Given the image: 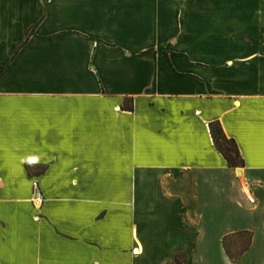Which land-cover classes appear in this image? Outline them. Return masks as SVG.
Returning a JSON list of instances; mask_svg holds the SVG:
<instances>
[{
    "label": "crops",
    "instance_id": "crops-1",
    "mask_svg": "<svg viewBox=\"0 0 264 264\" xmlns=\"http://www.w3.org/2000/svg\"><path fill=\"white\" fill-rule=\"evenodd\" d=\"M0 67V264H197L264 232V0H0Z\"/></svg>",
    "mask_w": 264,
    "mask_h": 264
},
{
    "label": "rangeland",
    "instance_id": "rangeland-1",
    "mask_svg": "<svg viewBox=\"0 0 264 264\" xmlns=\"http://www.w3.org/2000/svg\"><path fill=\"white\" fill-rule=\"evenodd\" d=\"M264 232L257 233V237L253 242V246L250 245L248 249L241 255L237 254L242 247V241L245 240V235H240V242L229 243L231 245L230 254L228 255L221 242L216 239L208 247L201 248L202 256L199 258L197 264H264ZM231 239H235L232 237ZM229 239V240H231ZM240 240V239H239ZM252 244V243H251ZM134 250V249H133ZM141 251V249H140ZM178 263L185 264L187 255L178 253L176 255ZM175 263H177L175 261Z\"/></svg>",
    "mask_w": 264,
    "mask_h": 264
},
{
    "label": "trees",
    "instance_id": "trees-1",
    "mask_svg": "<svg viewBox=\"0 0 264 264\" xmlns=\"http://www.w3.org/2000/svg\"><path fill=\"white\" fill-rule=\"evenodd\" d=\"M1 70V67H0ZM208 127H209V132L211 135V138L213 140V144L216 147V149L223 155V157L225 158L227 165L229 167H242L244 165L243 162V158L241 157L239 150L237 148V145L234 141V139L232 138H228L221 126L220 123L218 121H211L208 123ZM242 235H245V240L242 241V247L240 248L239 252L237 254H242L243 252H245L248 247L251 244V238H252V233L250 231L247 230H243V231H237V232H230V233H226L225 235H223L222 239H221V243L222 246L225 250V252L228 255L230 254V247L229 243L232 242H240L241 243V237ZM232 237H235V239H231ZM231 239V240H229ZM240 239V240H239ZM175 261L179 262L177 260V257H175Z\"/></svg>",
    "mask_w": 264,
    "mask_h": 264
},
{
    "label": "built area",
    "instance_id": "built-area-1",
    "mask_svg": "<svg viewBox=\"0 0 264 264\" xmlns=\"http://www.w3.org/2000/svg\"><path fill=\"white\" fill-rule=\"evenodd\" d=\"M32 184H33V187L37 188V182L36 181H34ZM38 194H40V193H38Z\"/></svg>",
    "mask_w": 264,
    "mask_h": 264
},
{
    "label": "bare ground",
    "instance_id": "bare-ground-1",
    "mask_svg": "<svg viewBox=\"0 0 264 264\" xmlns=\"http://www.w3.org/2000/svg\"><path fill=\"white\" fill-rule=\"evenodd\" d=\"M239 171H240V170H238V172H239ZM36 195L39 196L40 194L36 193ZM39 201H40V200H39ZM38 203H39V202H38Z\"/></svg>",
    "mask_w": 264,
    "mask_h": 264
},
{
    "label": "water",
    "instance_id": "water-1",
    "mask_svg": "<svg viewBox=\"0 0 264 264\" xmlns=\"http://www.w3.org/2000/svg\"><path fill=\"white\" fill-rule=\"evenodd\" d=\"M241 168H237V171L240 170Z\"/></svg>",
    "mask_w": 264,
    "mask_h": 264
}]
</instances>
